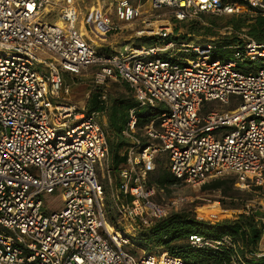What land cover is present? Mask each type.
<instances>
[{
    "label": "built area",
    "instance_id": "obj_1",
    "mask_svg": "<svg viewBox=\"0 0 264 264\" xmlns=\"http://www.w3.org/2000/svg\"><path fill=\"white\" fill-rule=\"evenodd\" d=\"M51 1L0 0V264H196L167 250L137 258L126 249L183 201L156 202L149 176L164 154L180 182L197 186L231 174L237 187L264 196V65L239 71L236 60L214 58L210 43L191 45L185 50L191 56L181 63L167 52L176 44L165 39L168 28L154 32L159 38L151 45L104 53L77 31L73 0H65L60 21L51 24L44 16ZM241 1L264 15V0ZM152 2L173 8L178 20L230 14L236 6L223 0ZM118 13L131 20L139 11L121 0ZM233 48L238 59L264 60V46L254 40ZM88 68L98 84L125 82L138 103L121 131L125 163L112 195L122 228L108 218L103 202L99 177L111 178L107 167L104 174L97 171L109 155L99 113L60 101L69 93L63 75ZM208 103L221 107L205 110ZM159 105L157 126L151 122L140 134L136 109ZM57 191L62 205L54 209L44 198ZM258 220L264 237V212ZM187 244L213 252L232 247L234 264H245L228 235L190 234ZM248 250V256L264 255Z\"/></svg>",
    "mask_w": 264,
    "mask_h": 264
},
{
    "label": "rangeland",
    "instance_id": "obj_2",
    "mask_svg": "<svg viewBox=\"0 0 264 264\" xmlns=\"http://www.w3.org/2000/svg\"><path fill=\"white\" fill-rule=\"evenodd\" d=\"M223 1L236 3L234 12L230 14L200 13L184 20H178L175 17V10L173 8L167 6L156 7L152 0H127L129 5L139 11L138 16L131 20H125L120 17L118 5L121 0H73V3L79 12L76 23L77 31L83 32L86 40L101 52L117 53L127 46L150 45L151 41L154 43L159 38V34L154 32L159 31L161 28H168L169 35L165 39L175 41L174 43L176 44L173 50L171 48L167 52L175 53V59H178L181 63H184L191 56L190 53H185V50L191 47V45L210 43L215 46L213 51L216 54L219 53L218 56L221 55L219 57L236 60L239 71H244L251 67L246 63L249 60L236 58L234 56V44L225 42L235 38L241 42L246 39L248 37L246 35V26L254 23V18L261 14H258L253 9H248L239 0ZM64 4L65 0H52L50 2L47 7L48 11H46L44 16L51 24L60 19V10ZM231 21L242 22L245 24V27L234 30L229 25ZM166 40L164 43H166ZM158 43L161 44L160 42ZM161 46L163 45L161 44ZM165 54L162 53L163 56ZM216 57L217 55H214V58ZM36 68L42 69L41 66H37ZM257 68V63H253L251 70ZM93 75V68L83 70L77 76L64 74L65 85L69 88V93H63L60 101L76 103L80 107H85L87 104L88 110L91 109L94 103L97 106H99L100 102L105 103L104 108L106 110L100 115V124L106 130L108 144L110 146V143L116 140L115 133L108 125V119L112 115L113 107L117 106V114L120 117L121 114L123 116L128 111L125 107L126 104L135 102V106L137 107L138 103L133 90L127 84L113 79L106 80L103 84H98L94 81ZM102 96H104V99L101 98ZM230 106H233V104L228 105V107ZM213 107L221 106L218 103H208L204 106L205 110ZM228 107L222 106V108ZM161 109H163V106L160 105L154 107V109H149L148 107H138L136 109L138 116L146 114L152 115L149 122L138 125V132L140 134L144 132V127L151 122H153L154 126H157L158 111ZM125 120L124 118V123H126ZM123 149L125 147L117 151L119 158H121L124 152ZM110 161L111 154L109 153L105 162H102L103 169L100 170L98 167L97 171L100 174H104L106 167L110 170L111 180L108 175L106 178L99 177L105 188L103 202L109 215L108 218L122 228L121 224L118 223L122 218H118L115 214V200L112 195L116 194V178L109 167ZM167 166L168 163L165 155H157L155 169L150 174L148 183L156 188L154 199L158 203H165L168 199L172 198H180L183 200L172 211L171 215L185 213L189 214L193 219H200L207 223L216 224L223 220L234 219L237 215L244 212L243 209H256L258 214L264 212V196L253 187L241 189L235 183H230L231 181L236 182L235 177L231 174L210 178L197 186H191L178 181L175 184L161 188L156 184V177L160 173V170L167 169ZM218 181L223 182L224 187L232 186L230 191L232 192V196L211 187L214 182ZM44 199V202L51 205L54 209L60 208L62 205L61 193L59 191L45 196ZM150 228L143 229L126 248L128 251H132L137 258L146 251L152 253L158 251L164 252V250L168 251L165 247H158L154 238L147 239L149 235L148 229ZM201 232L206 233L204 230ZM258 248L264 252L263 236Z\"/></svg>",
    "mask_w": 264,
    "mask_h": 264
},
{
    "label": "trees",
    "instance_id": "obj_3",
    "mask_svg": "<svg viewBox=\"0 0 264 264\" xmlns=\"http://www.w3.org/2000/svg\"><path fill=\"white\" fill-rule=\"evenodd\" d=\"M239 2L242 5H246L248 9H251L245 2L241 0H239ZM254 20V23H250L246 26V35L248 36L246 39L242 40L241 42L240 40H237V38H235L233 40H228L225 43L243 45L247 39H251L254 40L257 44H261L264 46V15L256 16ZM229 25L233 27L234 30L245 27L244 23L238 21H231ZM152 43L153 41L150 42V45ZM218 54L219 53L216 54L217 57L221 56H218ZM246 63L251 67L245 70H251L253 62L246 61ZM257 65L263 66L264 60ZM96 97L98 98L97 95ZM125 107L128 110L130 108H134L135 102H130L126 104ZM97 108V104L94 103L91 107V110H95ZM101 109H103V107H101ZM138 117L139 125L149 122L152 118V115L146 114ZM124 118L127 120V113H125L123 116L121 114L119 117L117 114V106H114L112 115H110L108 119L109 128L113 130L116 135V140L111 142L109 146V153L111 154L109 167L114 175H116L117 171L123 166L125 162L124 156H121V158H119L117 155V151L121 150L122 147H125L127 145V141L121 135V131L125 126ZM177 182L178 180L174 178L167 169H161L160 173L156 177V184L161 188L175 184ZM230 183L234 184L235 182L231 181ZM211 187L213 189L221 190L225 194L232 196V192H230L232 186L224 187L223 182H214ZM243 211L244 212L237 215L232 220H223L217 222L216 224H212L210 222L207 223L200 219H193L189 214L176 213L157 222L154 226L148 229L149 235L147 236V239L150 240V238H154L158 244V247H165L170 253L177 255L186 262H192L196 264H234V255H236V253L235 249L232 247H229L228 249L225 248L224 251L221 252H213L210 250L200 249L191 250L188 248L187 244L188 236L190 234H203L214 239H218L225 235H228L231 238L232 243L236 245L237 255L241 257L242 261L245 264H264V255L261 257H256L248 256L247 254L249 252V247H251V251L253 253L259 251L258 245L262 238V226L257 219L261 216V214L252 212V210H248V212H245V209H243ZM203 230L206 233L201 232ZM240 247L242 249H240Z\"/></svg>",
    "mask_w": 264,
    "mask_h": 264
},
{
    "label": "crops",
    "instance_id": "obj_4",
    "mask_svg": "<svg viewBox=\"0 0 264 264\" xmlns=\"http://www.w3.org/2000/svg\"><path fill=\"white\" fill-rule=\"evenodd\" d=\"M99 102V101H98ZM105 103H103V102H100V104H99V106H98V108L97 109H95V110H88L87 109V104H86V106H85V109L87 110V111H98V113H99V116H98V122L100 123V115H101V113H103L105 110H106V108H104L105 106ZM101 107H103V109H101ZM134 108H136V106L134 107ZM130 109H133V108H130ZM130 109L127 111V114L129 113V111H130ZM102 127H103V125H101ZM106 131V130H105ZM125 150V149H124ZM123 150V151H124ZM167 161V160H166ZM124 165V164H123ZM123 167V166H122ZM167 170H168V166H167ZM169 171V170H168ZM118 172V171H117ZM115 178H116V182H115V184H117V173H116V175H115ZM258 220V219H257Z\"/></svg>",
    "mask_w": 264,
    "mask_h": 264
},
{
    "label": "bare ground",
    "instance_id": "obj_5",
    "mask_svg": "<svg viewBox=\"0 0 264 264\" xmlns=\"http://www.w3.org/2000/svg\"><path fill=\"white\" fill-rule=\"evenodd\" d=\"M58 21H60V20H58Z\"/></svg>",
    "mask_w": 264,
    "mask_h": 264
}]
</instances>
